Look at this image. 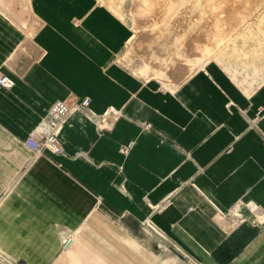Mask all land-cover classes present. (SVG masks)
Masks as SVG:
<instances>
[{
    "label": "crops",
    "instance_id": "0c3cea01",
    "mask_svg": "<svg viewBox=\"0 0 264 264\" xmlns=\"http://www.w3.org/2000/svg\"><path fill=\"white\" fill-rule=\"evenodd\" d=\"M32 8L40 27L31 36L0 15V71L13 82L0 86V249L27 264H136L134 241L104 227L107 214L153 221L194 258L187 264H264V226L220 215L264 208L258 13L167 88L120 61L131 30L97 0ZM71 96L120 114L102 129L75 110L61 127V153L31 152L23 141Z\"/></svg>",
    "mask_w": 264,
    "mask_h": 264
},
{
    "label": "rangeland",
    "instance_id": "374dc122",
    "mask_svg": "<svg viewBox=\"0 0 264 264\" xmlns=\"http://www.w3.org/2000/svg\"><path fill=\"white\" fill-rule=\"evenodd\" d=\"M97 1L115 13L131 30V39L120 54V61L141 77L158 78L167 88H175L197 67L218 55L223 44H229V39L236 37L244 23L253 24L252 20L257 13L258 31L264 29V0ZM32 3L33 0H0V15L11 20L17 27L20 25L26 35L31 36L34 29L40 27ZM1 28L4 26L0 22ZM111 112V115L116 113ZM259 117L251 119L253 126H256ZM243 203L240 201L237 204ZM257 207H251L255 210L249 213L251 215L237 207H233L230 214L220 215L227 219L230 216V220L234 219L236 223L251 221L262 227L264 208ZM112 218L104 214L103 226L114 235L117 233L119 238L134 241L136 264H187L195 261L189 254L179 251L153 221L128 224L124 222V217ZM94 231L99 230L88 229V232ZM102 231L104 233L107 230L103 228ZM111 233L108 232L109 235ZM67 237L66 240H69L70 237ZM128 248L131 252L130 246ZM7 260L17 261L18 264L28 263L12 258L0 249V264H6Z\"/></svg>",
    "mask_w": 264,
    "mask_h": 264
},
{
    "label": "built area",
    "instance_id": "2783aa9c",
    "mask_svg": "<svg viewBox=\"0 0 264 264\" xmlns=\"http://www.w3.org/2000/svg\"><path fill=\"white\" fill-rule=\"evenodd\" d=\"M11 85L10 78L5 74L0 73V86L10 88ZM91 100L90 96L56 100L48 110L47 114H45L46 116L43 118L36 131L31 133L23 143L33 153H42L47 150L54 152V154L61 153L63 151V144L60 138L61 127L70 113L75 110L87 114L95 120L98 126L102 129L111 126L117 117V113L111 115V111H116L108 109L107 112L97 113L91 109ZM109 117H112V119L109 120ZM125 149L127 148L125 147L124 150ZM68 242L69 240H66L65 243ZM8 261L9 260H7L6 264H8ZM9 264L18 263L13 260L9 261Z\"/></svg>",
    "mask_w": 264,
    "mask_h": 264
},
{
    "label": "bare ground",
    "instance_id": "6f19581e",
    "mask_svg": "<svg viewBox=\"0 0 264 264\" xmlns=\"http://www.w3.org/2000/svg\"><path fill=\"white\" fill-rule=\"evenodd\" d=\"M11 83H12V85H13V82H12V81H11ZM12 85H11V86H12ZM71 237H72V236H71ZM66 244H68V243H65V245H66Z\"/></svg>",
    "mask_w": 264,
    "mask_h": 264
}]
</instances>
